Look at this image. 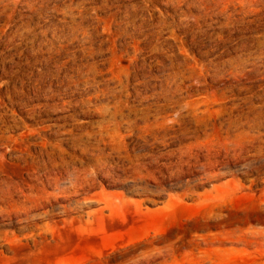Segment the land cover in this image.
<instances>
[{
  "label": "rangeland",
  "instance_id": "obj_1",
  "mask_svg": "<svg viewBox=\"0 0 264 264\" xmlns=\"http://www.w3.org/2000/svg\"><path fill=\"white\" fill-rule=\"evenodd\" d=\"M0 264H264V0H0Z\"/></svg>",
  "mask_w": 264,
  "mask_h": 264
}]
</instances>
